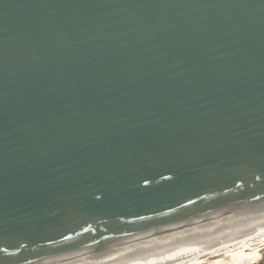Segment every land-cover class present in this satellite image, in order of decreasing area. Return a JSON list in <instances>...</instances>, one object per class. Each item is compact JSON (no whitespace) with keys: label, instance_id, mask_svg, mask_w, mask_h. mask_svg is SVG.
Returning <instances> with one entry per match:
<instances>
[{"label":"water","instance_id":"95a60500","mask_svg":"<svg viewBox=\"0 0 264 264\" xmlns=\"http://www.w3.org/2000/svg\"><path fill=\"white\" fill-rule=\"evenodd\" d=\"M262 210L264 0H0V264Z\"/></svg>","mask_w":264,"mask_h":264},{"label":"bare ground","instance_id":"6f19581e","mask_svg":"<svg viewBox=\"0 0 264 264\" xmlns=\"http://www.w3.org/2000/svg\"><path fill=\"white\" fill-rule=\"evenodd\" d=\"M263 249L264 210L67 264H255Z\"/></svg>","mask_w":264,"mask_h":264},{"label":"rangeland","instance_id":"374dc122","mask_svg":"<svg viewBox=\"0 0 264 264\" xmlns=\"http://www.w3.org/2000/svg\"><path fill=\"white\" fill-rule=\"evenodd\" d=\"M261 255H262V257H261V260H259L257 263H255V264H264V249L261 251ZM213 258L211 257V258H209V260H212Z\"/></svg>","mask_w":264,"mask_h":264}]
</instances>
